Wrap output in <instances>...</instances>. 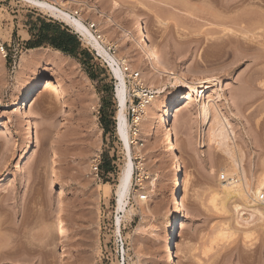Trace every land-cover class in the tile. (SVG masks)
<instances>
[{
    "label": "rangeland",
    "instance_id": "obj_1",
    "mask_svg": "<svg viewBox=\"0 0 264 264\" xmlns=\"http://www.w3.org/2000/svg\"><path fill=\"white\" fill-rule=\"evenodd\" d=\"M46 1L57 6L55 0ZM81 1L123 29L128 49L146 73L152 75L165 61L175 69L174 76L189 85L198 87L204 77L217 80L202 95L182 84L169 86L183 103L179 114H170L159 127V109L148 110L146 104L134 136L129 110L138 99L136 85L126 78L129 155L115 131L117 82L108 64L69 24L20 0H0V39L9 46L5 69L0 70V264H138L136 247L145 254L163 234L173 174L166 130L188 192L182 190L180 198L185 228L172 238L163 264H264L262 222L254 219L244 227L247 235L218 234L220 225L232 229V205L222 213L210 203V193L220 182L219 174H227L229 159L213 146L201 154L193 124L203 99L218 95L213 104L235 133L246 172L257 176L264 169V59H238L230 23L234 17L251 18L245 12L254 8L264 18V0H241L237 8L239 0H231L233 9H225L223 0ZM84 16V25L96 31L97 26L89 25L91 18ZM55 28L75 38L74 56L55 53L40 33L51 35ZM113 28L109 24L94 32L102 36L109 31L104 48L110 55L121 39ZM37 39L42 45L31 48ZM54 61L59 67L48 88L35 92L26 115L17 116V92L31 80L29 71H19V63L41 70ZM142 88L148 96H163L146 85ZM5 125L11 127L9 134H3ZM97 156L105 166L98 179L91 169ZM129 158L134 170L128 208L134 212L129 219L121 218L119 236L115 191ZM136 191L146 197L144 212L133 197Z\"/></svg>",
    "mask_w": 264,
    "mask_h": 264
},
{
    "label": "bare ground",
    "instance_id": "obj_2",
    "mask_svg": "<svg viewBox=\"0 0 264 264\" xmlns=\"http://www.w3.org/2000/svg\"><path fill=\"white\" fill-rule=\"evenodd\" d=\"M20 1L38 8L41 11L50 14L51 17L60 19L63 22L69 24L73 28V30L76 31V33L79 34L83 38V40L97 52L98 56L108 64L110 73L117 82L116 95L118 97L117 105H119V110L116 114L115 131L116 135L123 142L124 147L127 150V154L129 155L131 140L128 131L127 120L125 118L127 95L125 82L126 78H130L131 76L134 77V73H136L137 77H135L134 82H137L138 85L142 87L146 85L148 89L154 90L156 93H163V96L160 97L161 99H158V96H148L144 100V103L149 104L148 110H153L156 108L157 110L159 109V114L157 115V117L159 118H157L159 120V127L162 121L168 118L170 114H173V116H177L183 104L181 99L174 97L176 93L174 91H171L169 89V86L178 87L180 86V84H182V86L186 90H189L191 92H195L196 89H199L197 90V93L200 92L201 95L205 91L215 86V81L217 79L211 80V78L207 77L200 79L198 87L189 85L185 82L182 76H174L175 69L168 66V63L165 61L158 64V67L155 68V72L152 75L146 73L140 68V66L134 60L132 53L128 49L126 44V33L123 31V29L118 24L110 20V18L105 16L104 13L98 11L95 7L89 6L88 3H85L81 0H55V4L59 6L57 7L56 5H54V3L47 2L46 0ZM223 1L225 2V4L224 2H222V6H225V9L229 8L226 7V5L231 6L228 4L229 2L232 3L231 0ZM238 4L241 5V0H239L234 7L237 8ZM231 7L232 9L234 8L233 6ZM225 9L224 13H230L229 9L227 11ZM245 11L246 10H244V12ZM244 12L242 14H244ZM247 12H249V14H252L251 18H245L244 16L243 18L240 17L239 14H237L239 17H234L235 20L232 17L233 20L232 22H230L232 23V31L235 34V38L232 40V50L234 51L232 52L236 54L237 52H240V54L238 53V59H243L249 56L253 61H261L262 59H264V18L262 16V13H259L260 11L255 12V8V13L251 9L249 11L247 10L245 13ZM84 15H87L91 18V23L89 25L93 24L94 27L97 26L96 31H92L90 29L91 27L89 28V26L84 25ZM109 24H112V26L114 27L113 33L117 30L121 32V39H116V41L114 42V44L116 45V49L114 54L111 55L104 48L105 43L108 41L109 31L107 33L106 31L100 33L102 34V36H96L94 34V32H97L98 30L102 29L103 26H107ZM247 46H250L252 48L251 51L250 49H248L251 53L247 52V49L245 48ZM55 53L60 54L59 51H55ZM5 64L6 59L0 53V70L5 69ZM58 67L59 64L55 61L47 67L42 68L41 70L33 69L30 63H19V71H29L31 80L17 92L16 99L19 105L16 109L17 116L26 115V108L30 100L32 99V96L35 92L40 90L42 86L43 90H46L48 88L50 80L53 79V71ZM166 67L169 68H167V70H169L170 73H167L164 70V68ZM214 97H216V95H207V97L203 99L197 112L198 114L196 116V122L194 121L193 123H197V147L199 148L201 154L206 150V148L208 150V146L209 148L213 146L217 148V150H220L221 153L226 155V157L229 159V169H227L228 175L225 172H222L220 174H225L228 177H231L234 181L232 183H226L222 181L218 182L216 188L210 193V203H212L214 207L220 206L222 213H227V206L229 204L232 205V229L225 225H220L218 226V234L233 235L235 232L241 231L244 235H247L250 234V232L243 229L244 227H248L250 225V222H252L254 219H257L258 221L262 222V224H264V204H262L258 200L260 192L264 190V169L259 171L260 174L257 176H255L256 174L254 175V170L252 172L253 174L246 172L242 164V151L234 141L235 133L232 129L231 131L230 128H227L231 127L229 125L230 123L227 122L228 120L226 121V118H224V120L223 117H221L222 115L218 111V107L213 104L212 98ZM216 98H219V96L217 95ZM234 103V105L237 106L236 102ZM10 132V125H5L3 128V134H9ZM230 133L232 134V139L230 138ZM164 143L167 151L171 154L173 174L171 179V193L167 200V207L163 214V234L158 237V240L155 242V245L153 247L148 249L145 254L142 253L143 256L139 251V246L136 247V250H134V254L137 257L136 262L138 264H140V257L143 258L146 264H163L164 262H166L170 256L169 246L172 238L180 234L185 228L184 216L182 213V208L180 206V198L182 196V190L183 193H185L188 190V186L185 184V186L183 185L182 187V175L178 166V157L175 153V147H173L172 145V139L169 130H166L164 133ZM36 144H39L38 138H36ZM262 168H264V166ZM133 170V163L129 158L122 169L118 185L116 186L115 212L117 216L115 219V231L119 236L121 228V218L123 217V219H129L134 212V209L132 207L128 208ZM104 187L108 188V186L106 185L103 186V189ZM106 192L104 190V195ZM133 197L144 212L145 203L142 200H144L146 197L144 195H141L140 193H137V191L135 192V196ZM118 215L121 216L119 217Z\"/></svg>",
    "mask_w": 264,
    "mask_h": 264
},
{
    "label": "built area",
    "instance_id": "obj_3",
    "mask_svg": "<svg viewBox=\"0 0 264 264\" xmlns=\"http://www.w3.org/2000/svg\"><path fill=\"white\" fill-rule=\"evenodd\" d=\"M9 46L8 44H6L5 42H3L0 39V53L3 55V57L7 60V58L9 57ZM136 73H134V77L131 76L130 78L127 79V82L129 83H133L136 86L135 89V97H137L138 102L135 106H132L129 110V121H130V132L135 136L136 132H137V127L143 117L144 114V107L146 105V103H144V99L148 97L149 92L140 87L139 85H137L136 83H134V79H135ZM100 165H101V159L99 156H97L94 160L93 163L91 165V169H92V174L95 178H99V171H100ZM219 180L222 182H226V183H232L234 180L231 177H228L225 174H219L218 176ZM258 200L259 202H261L262 204H264V190L260 192L259 196H258Z\"/></svg>",
    "mask_w": 264,
    "mask_h": 264
},
{
    "label": "trees",
    "instance_id": "obj_4",
    "mask_svg": "<svg viewBox=\"0 0 264 264\" xmlns=\"http://www.w3.org/2000/svg\"><path fill=\"white\" fill-rule=\"evenodd\" d=\"M44 28H49L52 27L51 24H44ZM42 34V37L46 39L47 44H49L51 47L55 48L57 51L62 52L64 54L74 56L75 54V38L68 34L66 31H60L58 28H55L54 34H48V33H43L40 31ZM35 44H31V48H37L40 47L42 44L38 42V39L35 40ZM104 119V116L101 117ZM105 166H100V168L104 169Z\"/></svg>",
    "mask_w": 264,
    "mask_h": 264
}]
</instances>
